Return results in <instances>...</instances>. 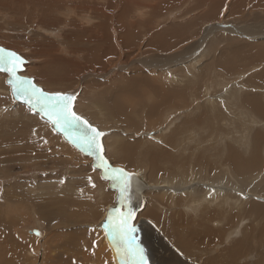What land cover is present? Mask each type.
Segmentation results:
<instances>
[{
  "label": "rangeland",
  "instance_id": "obj_1",
  "mask_svg": "<svg viewBox=\"0 0 264 264\" xmlns=\"http://www.w3.org/2000/svg\"><path fill=\"white\" fill-rule=\"evenodd\" d=\"M5 1L10 0H0V47L24 59L17 74L31 79L45 92L74 96L72 110L104 133L99 138L103 151L97 156H102L111 168H122L128 173L141 170L138 175L146 185L143 172L152 170L146 150L153 145L161 150L174 134L173 129L175 131L184 121L190 123L192 119L188 118L210 108L208 113L213 125L192 128L184 124V130L181 129L182 133L172 142L173 153L178 157L184 154L178 163L181 170L186 169L182 163L195 148L197 155L209 154V167L189 177V185L182 187L184 178L177 177L176 186L157 189L178 192L179 196L182 189L204 185L203 172L209 170L205 175L211 177L208 181L223 177L220 180L223 184L209 182L213 183L210 192L214 188L228 192L230 200H238L234 210L239 211L242 204L255 200L264 203V167L243 174L226 161L219 167L220 160L216 156L218 151H222L223 160L232 153L244 159L257 154L264 163V142L262 138L256 140L257 143L254 141L258 134L264 133V116L245 106L248 105L246 96L253 95L262 98L264 104V81L257 76L264 69V62L239 64L238 69L230 72L218 65L224 49L228 60V52L239 45L236 42L264 39V0H240L239 8L236 0H51L49 14L43 8L45 1L50 0H16L21 9L14 12L10 10L13 4L5 6ZM121 35L124 41L120 40ZM109 36L113 38L114 48L111 46L103 55H97L98 48L103 52L104 40ZM93 47H96L94 55ZM185 56L188 57L183 59ZM154 62L158 64H152ZM170 62L175 63L172 71L166 68L169 64H165ZM149 67L158 68L159 81L172 88L184 87L190 82L193 86L187 87L184 97L191 108L181 105L182 96H177L176 104L165 105L152 114L148 109L152 104L149 100L152 89L135 87V93H129L130 78L139 77L142 71L147 73ZM41 70L42 75L36 74ZM171 73H174L173 82L169 78ZM9 78L8 73L0 72V264H115L119 253L111 238L115 248L106 242L109 230L104 225L113 214L111 210L122 205L118 201L121 182L111 178V172L105 177L100 160L98 164L93 157L76 158V151L66 143L69 140L50 119L13 96L12 87L7 83ZM141 96L149 100L147 106L139 103ZM219 110L221 115L216 120L214 114ZM188 112L193 114L189 116ZM162 130L167 138L161 134L156 140ZM194 130L198 131L196 137L190 135ZM65 133L70 135V132ZM193 137L194 142L190 139ZM122 144L128 154H134L130 162L124 159ZM158 172L164 176L160 165ZM145 189L147 186L136 188L135 199L133 189L129 194L136 214L131 219L136 229L133 245H142L148 264H204L217 260L222 249L225 254L233 248V244H222L219 252L215 248L216 252L202 260L193 258L191 253L183 254L166 228L144 220L141 212H136L135 205L147 203L149 191L156 186ZM124 202L126 207L119 210L127 213L129 204ZM228 209L225 204L223 210ZM184 211L188 215L180 214L183 216L181 224L186 222L192 227L186 233L200 232V226L194 227L200 211ZM246 216L237 217L241 234L246 233L248 223H253L256 230L251 233L258 231V234L251 237L250 233L249 245L255 246L256 251L259 245L258 255L252 252L231 258L229 262L224 257L223 264H264V219L260 222L257 217ZM175 218L178 220V216ZM223 221L224 231L219 237L225 242L232 223L225 218ZM112 249L116 252L114 256ZM242 251H246L245 248ZM123 258L125 264L129 257Z\"/></svg>",
  "mask_w": 264,
  "mask_h": 264
},
{
  "label": "bare ground",
  "instance_id": "obj_2",
  "mask_svg": "<svg viewBox=\"0 0 264 264\" xmlns=\"http://www.w3.org/2000/svg\"><path fill=\"white\" fill-rule=\"evenodd\" d=\"M15 1L16 0H10V2L5 1V6L9 5V3H12L13 4L12 7H15V8L11 7L10 10H12L13 12H14V9H21L20 3L15 2ZM17 1H19V0H17ZM236 1L238 2L237 5H238V8H239V4L241 5L240 0H236ZM50 2H51V0L50 1H45V6H44L43 9H44V12L46 14H49V10H50L49 6L52 5ZM92 2H94V1H92ZM259 2H260V0H259ZM243 3H245V2H243ZM152 6H153V4H152ZM234 7H236V6H234ZM240 10L243 11V9H240ZM125 32H127V31H125ZM75 38L76 37H74V40H75ZM236 39L238 40V38H236ZM120 40L124 41V37L122 35L120 36ZM172 40H173V37H172ZM134 41H133V43H134ZM154 42H156V41L154 40ZM171 43H173V42H171ZM237 43H239V45L236 46L237 48L231 49L228 52V55L230 57L228 60H227V58L224 55L225 54V49H224V53L222 54V62L221 61L218 62L219 66H222L224 69H226V70H228L230 72V70H232V69L233 70L235 68L238 69V65L239 64L253 63V62L257 63L259 61L260 62L258 64H260V63L264 62V39L263 40H259V41H256V40L255 41H248V40H246V42L243 41V40L242 41L240 40V41L236 42V44ZM102 44L103 43L100 42L101 46H102ZM111 46L113 47V38L109 36L108 38H106V40H104V44L102 46L103 47V52L101 51V48H98L97 51H96L97 55H99V56L103 55L105 52H107L111 48ZM168 47L170 49L171 46H168ZM95 48L96 47H93V49H92L93 55L96 54V53H94ZM152 50H154V49H152ZM186 54H188V52ZM223 56H224V59H223ZM187 57L188 56H185V57H183V59L187 58ZM225 58H226V61H225ZM177 59L178 60H182V57H178ZM168 60L171 61L172 59H168ZM155 61H156V59H155ZM158 62H154L152 64H158ZM147 64H145V65H147ZM165 64L166 65L169 64V66H167L166 68H168V70L170 69V71H172L173 66H174L172 64H175V63L171 64V62H170V63H165ZM188 64L190 65L191 63H188ZM143 68H145V67H143ZM149 68H150L149 71H147V73H149V74L144 73L146 71H144V72L142 71L141 75L139 77H133L132 76L133 78H130L129 82H130L131 85L128 86V90H130L129 93L133 94L136 91L135 87L144 86V88L146 87V88L152 89V91L149 92V94H150L149 98H151L149 100L152 102V104H150V106L148 107V109L150 110V113L155 114L156 112H159V109H162V107L165 106V105L176 104L175 102L178 101L177 98H176L177 96H182L183 104H181V105H183L184 107H187V106L190 105V102L187 101L185 99V97H184L187 87H189L191 89L192 86H193V85H191L190 82H188L186 80L187 81L186 82V86L183 87V85H181L178 88H172V86L170 84L163 83L162 80L159 81V77H160L159 74H158L159 77L157 76V73H158V70H159L158 68H155V67H149ZM187 68H188V71L190 72L189 66ZM36 74L42 75V70L38 71V72L36 71ZM55 74L58 76V74L56 72H55ZM48 76L50 78H52V79H55L50 74H48ZM257 76L259 77V80L264 81V69ZM9 77H10V74H9ZM173 77H174V73L169 74V78L171 79L170 80L171 82H173V80H172ZM251 79H253V78H251ZM46 81L49 82L48 80H46ZM49 83H51V82H49ZM260 83H262V82H260ZM197 86H199V85H197ZM230 91L228 90V92H230ZM143 97L144 96H141L138 99V101H139V103L141 105L143 104V105L147 106V102L149 100H146V98L145 97L143 98ZM219 97H223V95H220ZM141 99H143V100H141ZM261 99L262 98H260L259 96H254V95L253 96H246L245 101H246V103L248 105H245V103H244V105L246 107L247 106L249 107V108L248 107L246 108L247 110H249V109L254 110V113L256 111L259 114H261L260 116H262V115L264 116V104L262 103ZM18 100H20V99H18ZM21 101L23 102V100H21ZM226 102L227 101L225 100V103ZM214 105L215 104H213L212 106H214ZM241 105H242V103H241ZM189 107L191 108V106H189ZM192 109H194V111H195V106ZM244 110H245V108H244ZM209 111L211 112L210 108H209L208 111L205 110V113L201 112V113L197 114L193 118H188V119H192L190 121V123H187V122L184 121V123L182 125H178V128H176L175 131L173 129L171 133L174 132V134L168 137V141L166 143V146H164L161 150H158L156 148V146H154V145L149 150H146V153L148 155L149 161L152 163V170L143 172V175L146 178L147 184L145 185L144 180L142 179V176L140 177V175H138V173L141 172V170H139V172L137 171L135 173H132L133 175L130 178V183H131V186H130L131 188L130 189H133L132 194L135 191V197L133 198V199H135L136 195H137L136 188L139 190L140 188H145L147 186L148 189H145V190H149L150 186H156L155 190H153V191L150 190L149 191L150 195L148 197L147 203L143 202V203H140L139 205H137L136 202H135V204H136L135 207L137 208L136 212L140 211L141 213L140 212L139 213L142 214L145 217L144 220L152 221V223L155 222L156 225H159V226L161 225V226H163L164 229L166 228V230L168 231V234L170 235L169 237H171L172 240L174 241V243L176 245H178V247L181 249L183 254H188L189 255V253H191L193 255V258H197L198 260H202L203 258L208 256L209 254H211L213 252H216L215 248H217L218 252H219V246L220 245L225 244V243H227V245L233 244L232 245L233 248L229 249V251L225 252V254H224V249H222V252H219L220 257L217 260L206 261L204 263V264H223V258L224 257H226V259H228V262H229V260L232 261L231 258H235V257H239V256L243 257V255H247V254H250L252 252L253 253L255 252V254H256L258 252L259 245L256 246L257 247V251L254 250L255 246L253 248V246L249 245L251 243V241H249L250 233L254 232L256 230L252 226L253 223H248V224H250V226L249 227L246 226V230H245L246 233L243 234V236H242V234H241V230L242 229H240L241 228L240 220L237 217L241 216V215L242 216L243 215L244 216L247 215L245 218H248L249 215H252V216H254V219H255V217L259 218V220L261 218L264 219V203H261L258 200H255V201L250 202L248 205H243L242 204V208L239 211L234 210L233 206L238 203V200H235V201L234 200H230V198H229L230 194L228 192H226L225 190L219 189V188H214V190L212 192H210V189L212 188L213 183L217 182V183H222L223 184V181H220L221 179H223V177L219 178L218 180L215 177L216 178L215 180L212 179L213 181H208L207 178H209V177L206 178L205 175L208 174V173L206 174V172H208L209 170L206 171V172H203V179H204L203 183H204V185H202V183H201L200 186H196V185L194 187L193 186H189L184 191L182 189V190L179 191L180 192L179 196L177 195L178 192H174V191L170 190L172 188L169 189L170 191H168V189L163 190V191H159L161 189H159V190L157 189V187H159V188L163 187L164 188V187H172V185L176 186V182L178 180L177 177L184 178V183H183V186H182V187H184L188 183H190V181L188 180L189 177H191L193 174H196V173H202L201 168L205 167V169L207 170V166L209 167V160H208L209 159V157H208L209 154L207 155V154L204 153V154H198L197 155V151H195L196 148H195V150L191 151V155L189 157H187L186 160H184V162L182 163V165L186 166V169L185 170H181L179 168V164L178 163H179V159L182 158L184 154L180 153L179 157L176 156L173 153V151H172V142L175 141V139L178 138L177 136H179L182 133L181 131L184 130V129H182V126L184 127V124H185L186 127L190 126L192 128H196L197 125L198 126L200 125L199 127L202 126L203 128H207L210 125H213L212 121H210L213 118H211L212 117V116H210L211 114L208 113ZM251 113H253V112H251ZM188 114L190 116L193 113L188 112ZM188 114H187V116H188ZM220 115H221V110H219L218 113L214 114V119L218 120ZM188 119H186V120H188ZM163 130L159 134H157V136L155 137L156 140L160 137L161 134H163ZM197 132H195V130H194V132H191L190 135L196 137V133ZM169 133H170V131H169ZM67 135L68 134H66L64 132L65 139L69 140V142L66 141V143L68 144V147H70V149L76 151V154H77L76 158H80L82 160L83 159L84 160H88V159L93 157V158H95L96 162H98V164H99V160L97 159V153H93V154H90L89 152L86 153L84 151L86 149L83 146H78L77 144H74L72 142V140L70 139V136L73 135L72 132H70V135H68V136ZM163 135H164V139H166L167 138L166 134H163ZM260 135H263V136H260ZM194 137L190 138L191 140H193V142L195 141ZM259 138H262V142H264V133L263 134H258V136L255 138L254 141L255 142H256V140L259 141L258 140ZM65 139L63 138V140H65ZM220 141H218V143H220ZM126 145L127 144H125V146ZM200 147L202 148V146H200ZM205 149L208 151V148H205ZM121 150L123 152L124 159H127V160H129L128 162H130V160L133 159V155L134 154H128L127 148L123 147V144L121 146ZM128 150H129V148H128ZM185 152H188V151H185ZM221 152L222 151H220V152L218 151L219 154L216 155L218 160H220V162H218V165H220L219 167L223 166V161H226L227 163L229 162L231 164V166L234 169H236L238 172H243V174L244 173L247 174V171H249V170L250 171H252V170L259 171V170H262V168L264 167L263 161L259 158V155H257V154H256V156L253 155L249 159H244V158L240 157L239 154H233L232 153L228 157H226V160H223V155L221 154ZM127 160H125V161H127ZM101 163H103V161H101ZM165 163L167 164L166 166H164ZM161 164H163V166ZM159 165H160V170L163 171V175L164 176H162V177L159 175V172H158ZM162 167H164V169ZM219 167H218V169H219ZM100 169H102V168H100ZM217 170L216 171L214 170V171L217 172ZM109 172H111L110 169H109ZM212 172L213 171H211V173ZM119 182H121V181H119ZM209 182H213V183H209ZM207 184L208 185L210 184V185L207 186ZM120 189H121V184L118 187V192H121ZM173 189H175V187ZM118 201H119V203L121 202V204H122V205H119V209H122V208L126 207L127 204L125 205V202H122L120 197L118 198ZM230 201L231 202L234 201V202H232V204H231ZM180 203H182V204H180ZM225 204L228 207H230V209L232 207L233 210H230V209H228L226 211L223 210V206ZM182 207L185 210H188L190 212H195L196 213L197 211H200V217L197 220L198 223L196 222V220H194L196 222V225L194 227L198 228L200 226V232H194L192 234H187L186 233L187 230H191L192 227H190L189 223H186L185 221H184L185 224H181L183 216H180V214H182L183 211H184V209ZM105 212L107 213L106 210L104 211V213ZM251 213H254V214H251ZM105 214H104L103 217H105ZM183 214H187L188 215V213H183ZM134 216H136L135 213H134ZM175 216H178V220L175 218ZM223 218H225V220H227L228 222L232 223L231 228L228 227L231 230L228 233V235H230V236H228L226 239H225V236H224L225 242H223V238H221V240H220V237L223 235V231H224L223 230V227H224L223 226V222H224ZM254 219L250 218V221H253ZM187 220H189V219H187ZM259 220L256 219V221H255V222H257L256 224H258ZM131 221L132 220H130V224H131V226L134 227L135 225L132 224ZM191 221H193V220H191ZM260 222H262V221L260 220ZM102 224H104V223H102ZM150 224H151V222H150ZM215 226H217V227H215ZM227 231H229V230H227ZM257 232H255L254 235L258 234ZM252 235H253V233H251V237H252ZM254 235H253V237H254ZM105 240H106V242H108V245L110 247L115 248L113 243L111 242L110 235L109 236L105 235ZM218 240H220V241H218ZM102 242H104V239H103ZM132 246L134 247V245H132ZM196 247H198V249ZM243 248H245L246 251H242ZM262 248H264V247H262ZM113 250L114 249H112V253H113V255L111 254L112 256H114V254L116 253V252L114 253ZM256 255H258V253ZM116 260H117V257H116ZM123 260H124V258L119 254V259H118V261L115 262V264H124Z\"/></svg>",
  "mask_w": 264,
  "mask_h": 264
},
{
  "label": "snow or ice",
  "instance_id": "obj_3",
  "mask_svg": "<svg viewBox=\"0 0 264 264\" xmlns=\"http://www.w3.org/2000/svg\"><path fill=\"white\" fill-rule=\"evenodd\" d=\"M24 63V59L18 54L0 47V72L10 74L7 83L12 87L13 96L23 100L32 111L38 109L42 112L58 130L64 132L74 130V134L70 136L74 144L83 146L90 154L102 152L103 148L99 138L104 133L98 131L72 110V101L75 97L60 92H45L38 88L31 79L17 75L18 69ZM97 159L103 161L100 167L104 169L106 178L110 169L111 178L121 181V201H127L129 204L127 213L113 209L112 213H118V215L114 217L113 214H110L104 227L109 230L110 238L115 242L117 252L122 257H129L125 264H148L145 249L138 244L135 247L132 246L136 239L133 235L136 229L129 223L134 215L129 195L130 178L133 174L122 168H111L100 155L97 156Z\"/></svg>",
  "mask_w": 264,
  "mask_h": 264
},
{
  "label": "water",
  "instance_id": "obj_4",
  "mask_svg": "<svg viewBox=\"0 0 264 264\" xmlns=\"http://www.w3.org/2000/svg\"><path fill=\"white\" fill-rule=\"evenodd\" d=\"M18 75V74H17ZM22 77V76H21ZM61 132H63V131H61ZM64 133V132H63Z\"/></svg>",
  "mask_w": 264,
  "mask_h": 264
}]
</instances>
